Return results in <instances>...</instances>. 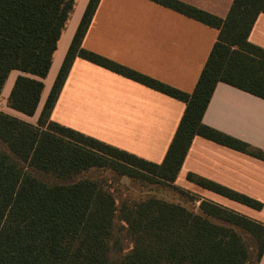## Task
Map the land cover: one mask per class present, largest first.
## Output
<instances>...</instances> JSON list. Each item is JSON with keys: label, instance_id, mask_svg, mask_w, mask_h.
<instances>
[{"label": "trees", "instance_id": "trees-1", "mask_svg": "<svg viewBox=\"0 0 264 264\" xmlns=\"http://www.w3.org/2000/svg\"><path fill=\"white\" fill-rule=\"evenodd\" d=\"M100 1L89 0L37 123L0 110V264H258L264 255V222L208 199L201 200L198 211L154 196L119 203L112 185L81 175L102 168L174 183L197 135L264 160L263 149L203 121L219 82L264 98V47L249 39L264 13V0H233L225 17L182 0H153L219 30L192 92L83 47ZM75 4L0 0V98L11 71L32 75H18L9 107L35 114ZM78 56L186 103L161 163L51 119ZM38 172L61 181L41 179ZM187 178L263 208L261 201L211 180L193 173ZM117 220L126 229L127 247L121 232H115Z\"/></svg>", "mask_w": 264, "mask_h": 264}, {"label": "crops", "instance_id": "crops-1", "mask_svg": "<svg viewBox=\"0 0 264 264\" xmlns=\"http://www.w3.org/2000/svg\"><path fill=\"white\" fill-rule=\"evenodd\" d=\"M182 1L221 17L227 15L233 3V0ZM75 2L51 69L44 78L45 87L35 114L30 116L8 106L18 75L32 76L20 70L11 71L0 98L5 107L0 110L37 123L89 0ZM218 35L217 28L153 0H101L83 47L192 92ZM249 39L264 47V13L258 16ZM185 108L186 103L180 99L78 56L51 119L161 163ZM203 121L264 150V98L260 96L219 82ZM189 173L264 204V160L197 135L174 182L179 189L197 197V207L201 200L208 199L264 222V216H256L239 205L245 204L189 180ZM258 264H264V255Z\"/></svg>", "mask_w": 264, "mask_h": 264}, {"label": "rangeland", "instance_id": "rangeland-1", "mask_svg": "<svg viewBox=\"0 0 264 264\" xmlns=\"http://www.w3.org/2000/svg\"><path fill=\"white\" fill-rule=\"evenodd\" d=\"M4 105V102L0 101L1 109H4ZM36 174L41 179L48 180L50 182L61 181L60 179H57L47 173L38 172ZM81 176L94 177L100 180L101 182H105L106 184L112 185L119 203H121L123 200H126L128 202L141 201L154 196L170 202L181 203L187 206L188 208L195 209L198 211L197 203L195 201L197 197L193 194L191 195L188 192H182L174 183L151 182L145 179H137L129 176H120L112 170L102 168L90 169L89 171L83 173ZM184 189L188 190V188ZM239 205L241 207L249 209L251 213H256V216H264V204L262 209L247 207L242 204ZM228 208L233 209L234 207ZM212 219L218 221V219L214 217H212ZM122 224L123 223L120 220H117L115 224V232L117 234L121 232L120 234L123 235V239L127 247L130 244V241L127 239L128 237H126V229H121Z\"/></svg>", "mask_w": 264, "mask_h": 264}]
</instances>
